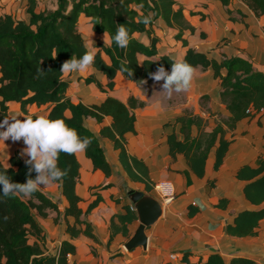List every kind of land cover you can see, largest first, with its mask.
Wrapping results in <instances>:
<instances>
[{"label":"trees","instance_id":"obj_1","mask_svg":"<svg viewBox=\"0 0 264 264\" xmlns=\"http://www.w3.org/2000/svg\"><path fill=\"white\" fill-rule=\"evenodd\" d=\"M217 1L228 6L232 0ZM241 1L256 17H264V0ZM37 9L38 0H27V19L0 13V119L9 117L12 102L19 103L25 117L33 119L39 116L31 114L28 106L45 107V118L64 120L68 127L77 132L81 142L85 137L90 138L91 143L84 150L85 155L91 160L94 170L102 171L107 178L112 175V166L98 135L85 123L89 117L100 125L99 135L113 142L114 149L118 151L119 162L130 180L145 184L147 192H151L155 185L148 165L143 159L131 154L127 147V134L136 133V109L143 108L144 101L133 95L124 101L108 93V90L115 88L119 73L138 86L147 87L154 81L149 73L155 72L160 65L164 66L166 72L171 71V64L174 62H185L193 69H212L214 79L219 81L220 99L227 114L213 112L205 107V112L210 114L206 119L186 110L177 117L173 131L167 135L171 157L176 159L177 155H183L192 172L199 178H204L206 174V163L212 151L215 154L214 169L219 170L222 166L238 123L264 113V73L251 60L241 56H223L219 61L206 52L188 46L186 41H183V45L187 49L180 60L159 52L160 38L153 28L156 20L162 19L169 27H178L179 38L185 30H189L191 34L195 31L185 17L182 5L176 0H56L54 8L40 12ZM82 16L88 18L93 31L106 33L110 38L109 45H94L95 56L92 63L106 77V84L101 83L93 74L85 78L87 85L94 83L101 92L107 93L99 104L73 102L68 96L71 81L60 71L62 63L71 56L79 59L89 51L80 28ZM145 17L149 18L147 24L142 22ZM121 24L128 30L129 36L127 47L124 48L118 47L112 39ZM136 33H146L149 42L145 43L136 37ZM38 69L44 74H40ZM210 98L205 94L201 101L208 102ZM105 117L112 118L110 125L103 124ZM210 119L215 120L214 127H210ZM177 125L182 139L177 136ZM28 159L29 157L23 158L15 153L10 157L8 165L0 161V171H5L10 183L24 184L28 180H35L38 175L45 180L50 179L60 186L67 205L60 212L58 203L44 191L45 183H38L37 190L30 195L16 193L18 190L13 189L8 197L3 196V185L0 184V264H71L69 255L77 253L76 245L63 240L56 254L47 253L44 247L46 233L38 217L45 219L49 211H55L57 217L63 215L66 233L72 239L84 235L100 243L87 217L102 201V196L94 193L96 198L86 208L81 206L84 199L77 191L81 180V163L76 153L58 154L57 169L65 174L57 177L51 175L52 170L37 173L33 164L24 163ZM237 176L246 180V198L256 206L262 205L264 160L257 168L241 167ZM111 186L112 183H107L98 189ZM124 207L125 213L112 217L113 231L117 225L115 217L120 223L138 219L136 211L129 204ZM198 211L197 207L189 205L190 217ZM69 217L74 219L72 224ZM263 218L264 206L241 211L234 223L226 226V232L235 237L256 235V228ZM55 220L57 222V218ZM119 231L116 228L114 234ZM123 232L130 238L127 231ZM112 240L113 232L108 245ZM191 254L188 251L182 253L181 260L184 264H199L202 257L198 263H192L189 260ZM205 264L258 263L245 257H232L226 262L219 252H211Z\"/></svg>","mask_w":264,"mask_h":264},{"label":"crops","instance_id":"obj_2","mask_svg":"<svg viewBox=\"0 0 264 264\" xmlns=\"http://www.w3.org/2000/svg\"><path fill=\"white\" fill-rule=\"evenodd\" d=\"M176 1L182 5L184 15L194 26L195 31L191 34L189 30H185L179 38L178 27H169L162 19L156 20L153 28L160 38L158 43L160 53L169 54L180 60L187 49L183 45V41H186L188 46L206 52L210 57L219 61L223 56L247 58L259 71L264 73V17H256L241 0H232L228 6L217 0ZM1 2L3 0H0V5ZM37 10L40 12L45 9ZM0 13L11 14L7 10L0 11ZM16 18L27 19L29 15L25 14ZM80 22L90 26L88 40L92 45L110 44V38L106 33L97 34L92 30L88 18L82 16ZM200 32L205 38L201 43L194 42V35ZM135 35L145 43L149 42L146 33ZM90 66L91 74L105 85L106 77L103 73L97 71L92 65ZM199 68L193 69L190 87L187 90L181 88L182 95L174 98H166L156 93L149 97L143 95L142 89L152 87L156 82H160L159 86L162 87L163 80L153 81L147 87H142L126 79L120 73L116 77L115 88L108 90L109 94L124 101L132 95L144 101L145 106L136 109V133L127 134L128 150L145 161L154 183L169 180L176 190L175 199L170 204H162L164 207L162 217L146 230L147 249L136 247L127 253L122 250V245H125L124 243L131 238L138 227L139 220L120 223L115 217L116 228L120 231L114 234L116 228L113 231L112 217L125 213L124 205L129 204L130 208L133 205L132 202L125 200L126 190H124V187L131 183L136 184L139 190L153 194L158 200L159 198L154 194V187L151 192H147L145 184L130 180L119 162L118 151L114 149L113 142L99 135L100 125L89 117L85 123L98 135L112 166V175L107 178L102 171L94 170L91 160L86 157L84 151L76 152L81 163V180L77 186L78 193L84 199L81 206L86 208L88 203L96 198L94 193L102 196V201L87 217L100 243L84 235L72 239L66 233V222L63 215L57 217L58 214L55 211H49L47 218L38 217L46 233L44 247L47 253L56 254L61 242L69 240L77 247V253L73 256L69 255L71 264H165L166 262L184 264L181 258L185 251L192 253L189 256L192 263H198L202 257L199 264H205L209 253L219 252L226 262H229L232 257H245L258 264H264V218L260 220L256 228V235L235 237L226 232V226L234 223L239 212L264 206V203L256 206L246 198L244 194L246 180H241L237 176L241 167L257 168L264 160V113L238 123L233 141L219 170L214 169V151L210 153L204 178H199L192 172L183 155H177V158L173 159L169 154L167 135L173 131V125L178 116L195 107L197 108L196 114L206 119L209 118L208 112H201L198 109L203 95L207 94L211 97L208 107L213 112L227 114L220 99L219 81L214 79L212 69ZM64 77L66 78V73ZM66 79L69 80L71 77ZM120 86L127 87L126 93H117V88ZM170 88H176V86L173 85ZM106 95L107 93L101 92L94 83L86 84L85 88L79 85L72 101L99 104ZM91 98L93 99L90 100ZM28 111L42 117H45L47 113L45 107L39 108L36 105H29ZM13 114H18V119L25 118L17 102L10 103L9 117ZM111 122V117H105L103 124L110 125ZM209 123L210 127L215 126L214 119H210ZM176 133L179 139L183 138L179 132V125L176 126ZM26 147L22 138L16 142L6 140L3 143L0 141V161L8 165L10 157L15 153H19L23 158L28 157L21 153V150ZM107 183H112V186L98 189ZM119 187L122 188L121 192L118 190ZM44 190L51 199L58 203L60 212H63L67 201L61 194L60 186L48 179ZM190 204L199 209L191 217L188 215ZM55 218H58L57 222ZM69 222L72 224L74 219L69 217ZM123 231H127L130 238H127ZM112 232L113 240L108 245ZM95 248H98L97 253L100 255V260L95 259L92 252Z\"/></svg>","mask_w":264,"mask_h":264},{"label":"clouds","instance_id":"obj_3","mask_svg":"<svg viewBox=\"0 0 264 264\" xmlns=\"http://www.w3.org/2000/svg\"><path fill=\"white\" fill-rule=\"evenodd\" d=\"M147 24L149 18L142 20ZM118 47H127L129 36L128 30L121 24L116 34L112 37ZM95 53L93 51L85 52L79 59L71 56L70 59L64 61L60 71L62 73L82 72L86 70L94 61ZM123 70V69H122ZM40 74L43 71L38 69ZM131 75V72L128 73ZM193 68L185 62H174L171 64V71L166 72L163 65H160L155 72L149 73L154 81L163 80L162 88L170 89L175 85L177 91L181 88L187 90L190 87ZM145 83V81H141ZM18 114L0 119V141L4 143L6 140L16 142L23 139L26 148L21 150L22 154H26L29 159L25 160V164H33L37 173L43 170H52L53 177L63 176L65 173L57 169V159L60 152L73 154L84 151L91 143L90 138L85 137L83 142L77 132L68 127L62 119H48L42 116L35 119L25 117L23 120L17 118ZM38 183H47L45 178L38 175L35 180H28L24 184L10 183L6 177L5 171H0V184L3 185L2 193L4 197H8L11 190H18L16 193L30 195L37 190ZM16 193H13L15 195ZM6 219V217H5Z\"/></svg>","mask_w":264,"mask_h":264},{"label":"rangeland","instance_id":"obj_4","mask_svg":"<svg viewBox=\"0 0 264 264\" xmlns=\"http://www.w3.org/2000/svg\"><path fill=\"white\" fill-rule=\"evenodd\" d=\"M55 4H56V0H38V9L39 10L40 9L41 10L42 9H49V8H52ZM3 10L9 11L14 17H18V16L22 17L23 15L27 14V0H3V2H1V5H0V11H3ZM80 28H81L82 34L84 36L88 50L95 52L94 45H92L90 43V40H88V37L90 34V29H89L90 26L88 24H84L82 22ZM95 33L104 34V33H99V32H95ZM202 33H204V32H202ZM204 34L206 35V33H204ZM204 38H205V36L203 34H201V32H200L199 34L194 35L193 41L195 40L194 42L201 43L202 39H204ZM90 71H91V66H89L86 70H84L82 72L66 73V78L71 77V79H69V80L72 82V85H70L71 88L69 89V94H68V96L71 99L77 93V88L79 87V85L84 87V88L86 87L85 78L90 76V74H91ZM197 71H200V70H197ZM159 83L160 82H156L152 87L142 89L143 95H146L149 97V96H152L156 93V94L163 95V97H166V98H169V97L174 98L176 96L182 95V91H180V90L177 91L176 88H170V90L164 89L161 86H159ZM126 91H127L126 86H120L117 88V93H119V94H124V93H126ZM92 99L93 98H91L90 100H92ZM204 102L202 103V101L200 100V104L198 105V109L201 112L202 111L204 112L205 107H208V104H210L209 101L205 102V103ZM196 110H197V108H195V107H192V109H191V111H193V113H195ZM44 187H45V185H44ZM121 189H122L121 187L118 188L119 192H121ZM131 189L139 190L138 186L136 184H133V183L124 187V190H126L125 200H127L129 202H131V201L128 197V191ZM154 194L157 195L156 192H154ZM120 201H122V200H120ZM55 222H56V220H55ZM121 249L124 250L126 253L128 252V250L124 247V245H122ZM92 252L95 256V259L100 260V255L97 253L98 248H95V250H92Z\"/></svg>","mask_w":264,"mask_h":264},{"label":"water","instance_id":"obj_5","mask_svg":"<svg viewBox=\"0 0 264 264\" xmlns=\"http://www.w3.org/2000/svg\"><path fill=\"white\" fill-rule=\"evenodd\" d=\"M128 197L136 209L139 225L124 247L128 251H132L136 247L146 250L148 247L146 230L162 217L164 207L157 198L141 190H129Z\"/></svg>","mask_w":264,"mask_h":264},{"label":"built area","instance_id":"obj_6","mask_svg":"<svg viewBox=\"0 0 264 264\" xmlns=\"http://www.w3.org/2000/svg\"><path fill=\"white\" fill-rule=\"evenodd\" d=\"M154 190L162 204H170L176 197V190L174 184L169 180L158 181L154 185ZM131 209L136 211L134 205ZM174 257V256H172Z\"/></svg>","mask_w":264,"mask_h":264}]
</instances>
